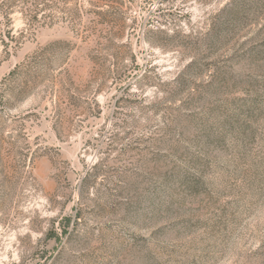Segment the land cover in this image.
<instances>
[{"label": "rangeland", "instance_id": "374dc122", "mask_svg": "<svg viewBox=\"0 0 264 264\" xmlns=\"http://www.w3.org/2000/svg\"><path fill=\"white\" fill-rule=\"evenodd\" d=\"M13 2L0 264H264V0Z\"/></svg>", "mask_w": 264, "mask_h": 264}, {"label": "trees", "instance_id": "16d2710c", "mask_svg": "<svg viewBox=\"0 0 264 264\" xmlns=\"http://www.w3.org/2000/svg\"><path fill=\"white\" fill-rule=\"evenodd\" d=\"M100 1L108 2V0H100ZM101 3L102 2H98V4L94 6L97 9L93 11V13L100 19H106L108 17H111L113 15L111 11H113L114 9L108 4H101ZM13 6H14V2L12 3V0H0V16L8 23L11 22V19L9 17L11 16ZM6 28H7L6 30L7 32L3 34V37L6 36V38L12 41L13 40V37L11 36L12 30L9 26H6ZM18 71H19V68L16 67L15 70L10 73L9 77L11 80H13L14 77H17Z\"/></svg>", "mask_w": 264, "mask_h": 264}]
</instances>
